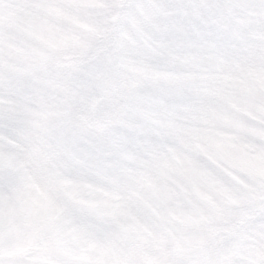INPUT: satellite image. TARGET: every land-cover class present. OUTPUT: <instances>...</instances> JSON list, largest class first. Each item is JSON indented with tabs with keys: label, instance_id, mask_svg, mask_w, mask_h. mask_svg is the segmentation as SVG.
<instances>
[{
	"label": "snow or ice",
	"instance_id": "1",
	"mask_svg": "<svg viewBox=\"0 0 264 264\" xmlns=\"http://www.w3.org/2000/svg\"><path fill=\"white\" fill-rule=\"evenodd\" d=\"M0 264H264V0H0Z\"/></svg>",
	"mask_w": 264,
	"mask_h": 264
}]
</instances>
